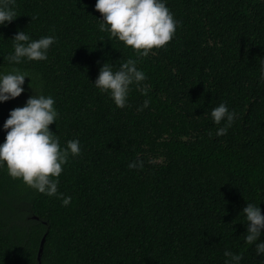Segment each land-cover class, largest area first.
<instances>
[{
  "label": "trees",
  "instance_id": "16d2710c",
  "mask_svg": "<svg viewBox=\"0 0 264 264\" xmlns=\"http://www.w3.org/2000/svg\"><path fill=\"white\" fill-rule=\"evenodd\" d=\"M95 3L16 0L18 17L0 27V71L34 78L0 103V143L10 111L42 93L55 101L49 128L61 148H81L59 177L67 206L0 168V264H225V250L261 264L242 209L264 215V0H166L180 23L147 57L100 31ZM22 30L55 37L46 61L9 63ZM129 58L148 91L133 85L119 108L92 83L103 63ZM220 103L236 118L217 137L210 112ZM137 159L143 167L129 168Z\"/></svg>",
  "mask_w": 264,
  "mask_h": 264
},
{
  "label": "clouds",
  "instance_id": "9594fccd",
  "mask_svg": "<svg viewBox=\"0 0 264 264\" xmlns=\"http://www.w3.org/2000/svg\"><path fill=\"white\" fill-rule=\"evenodd\" d=\"M16 0H0V27L14 21L17 16ZM95 9L101 14L97 19L99 29L111 37L131 46L137 57H147L153 49H161L174 38L179 21L166 6V0H96ZM13 41L14 51L7 57L10 64L19 65L25 61H46L48 50L54 44V36H41L32 39L25 30L18 31ZM138 61L127 59L118 68L113 64L103 63L99 74L92 83L100 93H106L115 106L124 108L128 105L129 93L135 85L143 94H147L148 85L145 73L137 67ZM33 82V76L27 71L13 67L12 70L0 71V103L15 99L25 91V78ZM261 78L264 79V64L261 66ZM29 85V86H30ZM32 88V87H31ZM149 100L145 99L138 111L147 108ZM51 95L35 93L30 96L23 107L10 111L3 124L6 136L0 143V168H6L13 179L21 180L26 186L47 196L62 198L67 206L71 197L58 192L59 177L69 154H80L78 139L69 140L61 148L59 136L54 134L49 125L56 122L58 111ZM210 117L217 128V137L227 134L236 118L226 103H220L211 109ZM211 135V133H210ZM142 160L128 164L131 169L142 168ZM246 223L244 241L254 244L256 255L264 264V215L257 204L248 202L243 207ZM228 259L225 264H240L242 254L225 250Z\"/></svg>",
  "mask_w": 264,
  "mask_h": 264
},
{
  "label": "water",
  "instance_id": "95a60500",
  "mask_svg": "<svg viewBox=\"0 0 264 264\" xmlns=\"http://www.w3.org/2000/svg\"><path fill=\"white\" fill-rule=\"evenodd\" d=\"M45 242H46V235L43 237L41 245H40V250H39V255H38L39 261H41V257H42V254H43Z\"/></svg>",
  "mask_w": 264,
  "mask_h": 264
}]
</instances>
